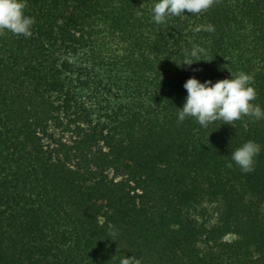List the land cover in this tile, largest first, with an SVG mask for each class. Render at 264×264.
Segmentation results:
<instances>
[{
	"label": "trees",
	"instance_id": "trees-1",
	"mask_svg": "<svg viewBox=\"0 0 264 264\" xmlns=\"http://www.w3.org/2000/svg\"><path fill=\"white\" fill-rule=\"evenodd\" d=\"M155 2L27 0L31 35L0 34V264H264V120H177L192 76L250 74L264 108V0Z\"/></svg>",
	"mask_w": 264,
	"mask_h": 264
},
{
	"label": "clouds",
	"instance_id": "clouds-1",
	"mask_svg": "<svg viewBox=\"0 0 264 264\" xmlns=\"http://www.w3.org/2000/svg\"><path fill=\"white\" fill-rule=\"evenodd\" d=\"M214 0H156L151 9V19L156 24L166 23L171 17L183 15H198L207 11ZM27 0H0V34L10 32L16 36L28 37L35 23L33 17L26 14ZM213 32L212 25L197 26L194 31L200 30ZM205 50L193 44L190 51L186 52L183 63L185 70L192 69L194 63L201 61L200 57ZM187 92L183 106L178 108L177 120L182 123L186 118L194 119L201 127L207 128L214 121L222 120L225 124L232 125L243 117L253 118L254 121L264 120V108L253 103L257 91L252 85V77L243 71L233 74L228 78L201 81L192 76L183 84ZM262 146L252 140L231 151V161L243 173L254 171L256 157L260 154ZM228 167H232L229 163ZM117 231L109 227V236L116 237ZM113 241V240H112ZM119 264H135L132 257L124 256Z\"/></svg>",
	"mask_w": 264,
	"mask_h": 264
}]
</instances>
